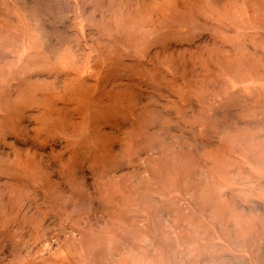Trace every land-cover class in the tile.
Wrapping results in <instances>:
<instances>
[{
  "label": "rangeland",
  "instance_id": "obj_1",
  "mask_svg": "<svg viewBox=\"0 0 264 264\" xmlns=\"http://www.w3.org/2000/svg\"><path fill=\"white\" fill-rule=\"evenodd\" d=\"M0 264H264V0H0Z\"/></svg>",
  "mask_w": 264,
  "mask_h": 264
}]
</instances>
